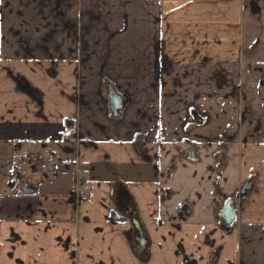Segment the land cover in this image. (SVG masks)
<instances>
[{
  "label": "crops",
  "instance_id": "0c3cea01",
  "mask_svg": "<svg viewBox=\"0 0 264 264\" xmlns=\"http://www.w3.org/2000/svg\"><path fill=\"white\" fill-rule=\"evenodd\" d=\"M106 84L127 99L119 118ZM16 168L35 194H13ZM248 182L224 233L218 210ZM212 256L264 264V0H0V264Z\"/></svg>",
  "mask_w": 264,
  "mask_h": 264
},
{
  "label": "water",
  "instance_id": "95a60500",
  "mask_svg": "<svg viewBox=\"0 0 264 264\" xmlns=\"http://www.w3.org/2000/svg\"><path fill=\"white\" fill-rule=\"evenodd\" d=\"M18 89L25 93L29 98L35 100L33 93L29 90L26 85L18 84ZM104 104L108 107L110 116L114 119L119 118L121 112L125 108L127 102L124 100L122 95L117 93L112 87L108 86L105 91ZM249 189V188H248ZM124 191H122L120 200H119V211L123 216H126L127 220L131 225L130 231V241L133 243L135 249L137 248L139 252L144 251L146 246V241L142 236V226L140 224V220L138 218V214L133 206L132 199L125 195ZM245 197L243 196L241 200ZM238 199V197H237ZM235 204L234 207H231V204ZM241 205L238 204L237 200H227L220 211L219 218L223 224L222 227H219L221 231L224 233H228L231 229V226L235 222L236 212ZM210 264L214 263L213 256L209 259Z\"/></svg>",
  "mask_w": 264,
  "mask_h": 264
},
{
  "label": "flooded vegetation",
  "instance_id": "af4514ba",
  "mask_svg": "<svg viewBox=\"0 0 264 264\" xmlns=\"http://www.w3.org/2000/svg\"><path fill=\"white\" fill-rule=\"evenodd\" d=\"M20 84V83H19ZM22 85V84H21ZM23 85H25V84H23ZM109 85H107L106 86V88H105V90H107V87H108ZM111 87V86H110ZM114 89V88H113ZM30 90V89H29ZM34 93V92H33ZM118 93V92H117ZM35 94V93H34ZM33 94V95H34ZM34 97H35V95H34ZM122 97L124 98V100H126V102H127V99H126V97L125 96H123L122 95ZM127 105V104H126ZM190 120L194 123V124H198V125H200V124H203L204 123V120L203 119H200V118H198V117H196V114L195 113H191L190 114ZM184 142L189 146V148L190 149H188L185 153H184V155L186 156V159L188 160V161H192V162H194V161H196V159H197V156H196V150L194 149V147H196L197 145H195V144H193L192 142H190L187 138L186 139H184ZM194 146V147H193ZM249 188V189H248ZM252 191V184L250 183V182H248L247 184H244L243 186H242V188L238 191V193L237 194H235V196L234 197H231V198H229V199H227V200H232V201H236L237 200V202H238V204H240L241 206L239 207V209L242 207V205H243V203L246 201V198H247V196H248V194L250 193ZM245 197L243 200H241V198L242 197ZM237 197H238V199H237ZM226 200V201H227ZM225 201V202H226ZM225 202H224V204H225ZM224 204H223V206H224ZM234 205L235 204H231V207H234ZM222 206V207H223ZM222 209V208H221ZM221 209L220 210H218V213H217V217H218V227H222L223 226V224H222V222H221V220H220V218H219V215H220V211H221ZM238 209V210H239ZM238 210H237V212H238ZM237 212H236V215H237ZM124 217H126V216H124ZM127 219V218H126ZM235 221H236V218H235ZM235 223V222H234ZM142 236H143V232H142ZM144 239V238H143ZM146 245H147V243H146ZM146 247V246H145ZM214 255H217V252L216 253H214Z\"/></svg>",
  "mask_w": 264,
  "mask_h": 264
},
{
  "label": "trees",
  "instance_id": "16d2710c",
  "mask_svg": "<svg viewBox=\"0 0 264 264\" xmlns=\"http://www.w3.org/2000/svg\"><path fill=\"white\" fill-rule=\"evenodd\" d=\"M65 126L69 129V131L64 136V139L69 140L71 137H73V132L71 130L73 128V124L69 121H66ZM13 188V194L18 196L33 195L36 192L35 186L28 185L24 182V178L17 168L14 169Z\"/></svg>",
  "mask_w": 264,
  "mask_h": 264
},
{
  "label": "built area",
  "instance_id": "2783aa9c",
  "mask_svg": "<svg viewBox=\"0 0 264 264\" xmlns=\"http://www.w3.org/2000/svg\"><path fill=\"white\" fill-rule=\"evenodd\" d=\"M34 164H36V166H38V169L43 172V173H51L54 170L55 167V163L53 161H45L42 158H38L33 160ZM82 197H85V195L83 193H81Z\"/></svg>",
  "mask_w": 264,
  "mask_h": 264
},
{
  "label": "rangeland",
  "instance_id": "374dc122",
  "mask_svg": "<svg viewBox=\"0 0 264 264\" xmlns=\"http://www.w3.org/2000/svg\"><path fill=\"white\" fill-rule=\"evenodd\" d=\"M26 165H27V164H26ZM28 168L30 169V167H28V165H27V169H28ZM49 174H50V173H49ZM35 175H36L37 177H41V176L43 177L45 174L42 173V172H37ZM49 176H50V175H47V174H46L47 179L50 178ZM8 254H9V253H7V258H10V255L8 256Z\"/></svg>",
  "mask_w": 264,
  "mask_h": 264
}]
</instances>
